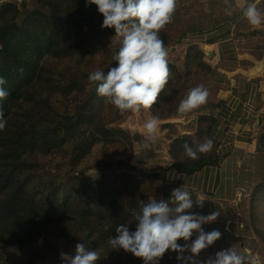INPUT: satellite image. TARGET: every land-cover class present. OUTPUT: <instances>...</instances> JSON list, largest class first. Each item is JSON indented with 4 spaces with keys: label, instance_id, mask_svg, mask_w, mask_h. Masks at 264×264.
<instances>
[{
    "label": "trees",
    "instance_id": "obj_1",
    "mask_svg": "<svg viewBox=\"0 0 264 264\" xmlns=\"http://www.w3.org/2000/svg\"><path fill=\"white\" fill-rule=\"evenodd\" d=\"M30 1L29 11L26 1L0 7V77L9 93L0 100L7 121L0 131V264H62L60 252L74 254L82 242L98 252L97 264H143L142 258L108 243L121 224L135 231L133 210L150 197L132 164L131 135L114 128L130 111L121 114L97 94L99 82L88 79L95 70L107 74L116 66L102 38L111 28L101 27L103 15L95 4L86 7V0ZM171 23L161 30V39ZM173 52L169 82L147 109L160 121L178 113L195 82L215 75L200 44L181 41L169 56ZM246 74L259 85L255 124L264 156V81L261 74ZM203 110L201 105L182 114L185 124L160 126L163 145L173 148L172 169L181 175L218 166L224 158L214 139L212 150L198 159L184 154L185 143L195 146L192 134L215 123ZM253 185L246 227L264 243V176ZM174 188L163 185L162 198L169 199ZM213 211L210 201L189 210ZM106 224L111 225L107 231Z\"/></svg>",
    "mask_w": 264,
    "mask_h": 264
},
{
    "label": "crops",
    "instance_id": "obj_2",
    "mask_svg": "<svg viewBox=\"0 0 264 264\" xmlns=\"http://www.w3.org/2000/svg\"><path fill=\"white\" fill-rule=\"evenodd\" d=\"M25 1L27 11L32 10L30 0H0V7L9 2L21 6ZM259 1L257 0V3ZM230 2L234 10L228 15L224 0H177V17L165 28L162 37L167 46L169 65L175 63V52L171 56L169 52L181 41L189 45L200 44L204 52L213 50V58L208 59L214 68V77L206 82L197 81L194 87L202 84L208 90L203 113L215 118V123L211 129L196 130L191 139L194 142L198 138H212L218 141L219 154L224 157L222 162L218 166H206L192 176L181 175L172 169L173 148L163 145L160 126L185 124L186 120L180 113L164 121L159 120L156 138L148 144L140 142L147 132L145 127L139 124L142 119L147 121L152 117L150 112L144 116L145 109L141 108L143 117L139 118L134 112L127 123L125 120L119 123L126 126L123 129L132 137V164L139 171L138 177L144 193L160 200L163 185H185L193 191L194 196L198 192L204 201H210L214 211H221L217 221L205 224V230L208 232L218 229L222 236L213 245L202 250L198 257H194L196 264L230 247L254 257L258 263L264 259V244L254 234L252 239L246 227L251 192L247 191L249 187H246V181L241 180L243 172L248 174L251 171L247 167L248 156L253 155V158H256L259 154L262 155L260 131L255 124L259 85L252 82L246 73L252 71L264 58V22L253 26L242 15L241 9L250 0ZM260 4L258 8L264 17V1ZM236 17L239 18L233 20ZM218 36L220 41H217ZM102 38L112 50L111 53L115 54L121 46L122 37L116 36L115 29L111 28ZM208 41L212 44L208 45ZM260 74L264 81V70ZM241 89L243 91L239 94ZM129 113L131 114V111ZM192 122H196V119ZM180 133L188 134L182 130ZM178 243L183 245L185 241L181 239ZM180 255L170 249L159 264H192L187 259L192 255L190 252L183 253V260L178 259Z\"/></svg>",
    "mask_w": 264,
    "mask_h": 264
},
{
    "label": "clouds",
    "instance_id": "obj_3",
    "mask_svg": "<svg viewBox=\"0 0 264 264\" xmlns=\"http://www.w3.org/2000/svg\"><path fill=\"white\" fill-rule=\"evenodd\" d=\"M224 3L227 14L231 15L234 9L230 0H224ZM92 4L104 17L101 27L114 28L116 36L122 39L121 46L112 57L117 62L116 66L111 67L107 74L101 70L91 72L89 81L99 82L97 94L105 97L106 102L114 105L121 114L130 110L139 112L141 108L150 109L169 82L168 50L160 33L171 23L177 0H86L85 6ZM241 10L251 25L259 26L264 22L257 0H250ZM6 83L0 77V100L9 94L3 87ZM208 95L202 84L191 88L180 101L178 113L185 114L205 104ZM6 124L3 109L0 108V131L5 129ZM144 127L147 135L142 136L140 142L148 144L156 138L159 117L152 116ZM194 144L193 147L185 143L184 154L196 160L199 154L212 150L214 140L206 138L203 143ZM194 205L202 208L204 199L198 192L194 196L185 185L172 189L169 199L149 197L147 202L141 201L138 211L133 210L135 231H130L129 224H121L116 227V235L109 237L108 243L113 250L123 249L142 258L143 264H159L170 249L180 253L178 259L181 260L185 259L184 252H190L192 255L187 259L196 264L194 257L219 240L222 233L218 229L206 232L202 227L217 221L221 211L207 215L189 212ZM104 227L107 231L111 225ZM194 232L197 235L193 240ZM181 239L185 244L178 243ZM100 258L96 250L89 249L83 242L75 245L74 254L60 252L62 264H97ZM200 264H258V261L230 247Z\"/></svg>",
    "mask_w": 264,
    "mask_h": 264
},
{
    "label": "rangeland",
    "instance_id": "obj_4",
    "mask_svg": "<svg viewBox=\"0 0 264 264\" xmlns=\"http://www.w3.org/2000/svg\"><path fill=\"white\" fill-rule=\"evenodd\" d=\"M29 11V10H28ZM27 12V11H26ZM111 52H112V50H111ZM111 55L113 56L114 54H112L111 53ZM262 79V78H261ZM235 86H237V84H235ZM242 91H243V89H241L240 90V92H239V94L240 93H242ZM131 111V110H130ZM144 116L146 115V114H149V112L147 111V110H144ZM134 115V111H131V114L129 113V115L127 116V118L125 119V123H127L130 119H131V117ZM120 125V124H119ZM122 125V129L125 127L126 128V126H123V124H121ZM140 126H142L141 125V123L139 124ZM118 126L117 125H115L114 126V128H117ZM124 130V129H123ZM162 137V136H161ZM133 157H134V151H133ZM248 159H249V161H248V163H247V167H248V169H250L251 171L247 174H245L244 172H243V176H242V178H241V180H243V182H245L246 181V187H249L248 189H247V191H249V192H251L252 191V185L255 183V182H257L258 180H260L263 176H264V156H261V155H259V156H257L256 158H253V155L250 157V156H248ZM132 163H133V159H132ZM244 169H245V167H243ZM247 175L249 176V177H247ZM254 186V185H253ZM249 192H247V193H249ZM248 201H249V199H248ZM252 239H254V235H252ZM260 238L258 237V240H259ZM262 242V241H261ZM262 244H264L263 242H262ZM258 252V251H257ZM259 259V258H258ZM258 264H264V259L260 262V263H258Z\"/></svg>",
    "mask_w": 264,
    "mask_h": 264
},
{
    "label": "water",
    "instance_id": "obj_5",
    "mask_svg": "<svg viewBox=\"0 0 264 264\" xmlns=\"http://www.w3.org/2000/svg\"><path fill=\"white\" fill-rule=\"evenodd\" d=\"M262 2V0H260L257 5H260V3ZM207 58L209 59H212L213 58V50H210V51H206L205 52ZM264 70V58L262 59V61L258 64V66L256 68H254L252 71H251V75L252 76H257L258 74H260L262 71ZM146 123V120L145 119H142L141 121V125L144 127ZM241 166V165H240ZM239 195H241V193L239 192Z\"/></svg>",
    "mask_w": 264,
    "mask_h": 264
},
{
    "label": "bare ground",
    "instance_id": "obj_6",
    "mask_svg": "<svg viewBox=\"0 0 264 264\" xmlns=\"http://www.w3.org/2000/svg\"><path fill=\"white\" fill-rule=\"evenodd\" d=\"M177 11H178V8H177ZM177 17V16H176ZM176 19V18H175ZM178 19V18H177ZM179 20V19H178ZM175 21V20H174ZM178 24V22H177ZM137 115L139 116V118L143 117V114H142V109L139 111V112H136ZM118 128L122 129V125H119L117 124Z\"/></svg>",
    "mask_w": 264,
    "mask_h": 264
}]
</instances>
